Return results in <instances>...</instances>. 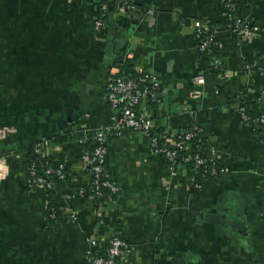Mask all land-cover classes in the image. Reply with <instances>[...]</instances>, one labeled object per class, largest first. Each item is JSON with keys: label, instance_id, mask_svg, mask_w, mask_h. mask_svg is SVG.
Returning <instances> with one entry per match:
<instances>
[{"label": "crops", "instance_id": "crops-1", "mask_svg": "<svg viewBox=\"0 0 264 264\" xmlns=\"http://www.w3.org/2000/svg\"><path fill=\"white\" fill-rule=\"evenodd\" d=\"M132 1L123 14L110 0H0V264H84L88 239L99 251L115 235L122 264H264V135L241 120L264 114V0H239L232 14L257 27L248 39L228 31L221 0ZM196 21L215 31L220 72L196 50ZM124 72L160 82L158 101L139 105L156 132L199 125L200 153L216 150L226 171L173 169L142 133L111 132L106 174L119 191L96 202L81 144L110 126L106 85ZM42 139L43 156L68 167L53 224L44 191L26 183L27 148ZM250 212L241 229L204 219Z\"/></svg>", "mask_w": 264, "mask_h": 264}, {"label": "built area", "instance_id": "built-area-1", "mask_svg": "<svg viewBox=\"0 0 264 264\" xmlns=\"http://www.w3.org/2000/svg\"><path fill=\"white\" fill-rule=\"evenodd\" d=\"M113 1L119 12L128 14L135 10L132 0H110ZM239 0H221L223 4V16L225 26L228 31L237 38L248 39L257 36L258 29L255 25L247 22L245 19L234 17L232 14L236 9ZM105 15L102 12L95 21L96 29L105 26ZM195 40L196 50L199 54L207 56L211 67L221 71L219 60L214 56L215 47L214 33L207 24L196 21ZM264 59V56H262ZM194 84L202 86L205 83L203 76H195ZM160 91V82L151 74H133L124 72L121 75L111 78L106 85L105 100L110 110V126L102 130H96L91 135L89 142L93 149L82 150L83 169L90 175L89 190L95 198L111 197L115 199L119 188L113 183L106 174V162L108 151L106 147L107 135L115 133L118 135L133 133H142L148 141L149 151L153 156H158L168 162L169 167L175 169L178 166H188L192 172L199 176V170L205 162H211L213 165L210 170V176L215 177L226 171L219 166L216 159V150H210V156L205 157L199 151V146L204 144V131L199 125L192 124L188 128L176 131L172 134L158 133L154 130L153 123L140 113L139 105L142 101H158ZM202 91L197 89L193 92L194 97L201 96ZM241 120L251 126L252 130L264 135V114L248 116L241 112ZM6 131L0 129V137ZM50 146L48 140L42 139L34 148V154L37 160L32 162L26 169L27 186L29 189H41L45 193V202L43 209L48 213L49 218H57L56 211L49 206L52 196L46 195V191L60 190L63 187L67 172L64 164L59 163L57 167L43 156V150ZM180 153L187 156L182 158L183 164L178 163ZM32 159L30 158L28 161ZM193 161L194 165L188 162ZM178 164H177V163ZM216 164V166H215ZM195 181V177L191 179ZM106 191V193L104 192ZM76 196H82L84 189L76 191ZM74 215V214H72ZM75 218V216H72ZM109 248L106 250V256L97 255L98 245L95 239L87 240V251L84 257V264H119L117 258L124 255L126 248L125 242L117 235L110 238L107 242Z\"/></svg>", "mask_w": 264, "mask_h": 264}, {"label": "trees", "instance_id": "trees-1", "mask_svg": "<svg viewBox=\"0 0 264 264\" xmlns=\"http://www.w3.org/2000/svg\"><path fill=\"white\" fill-rule=\"evenodd\" d=\"M238 4V3H237ZM37 144V143H36ZM36 144H34V145H32V146H29L28 148H27V152H28V155H31L32 156V159L30 160V161H27L26 163H25V168L27 169L28 167H29V165L32 163V162H34V161H36L37 160V156L34 154V151H33V148H34V146L36 145ZM81 147L83 148V149H88V150H92L93 149V146H92V144L90 143V142H88V141H86V142H83V144H81ZM187 155L186 154H184V153H180V155H179V160H178V163H180V164H183V162H182V158L183 157H186ZM108 157V156H107ZM165 161V160H164ZM59 163H61V164H64V167H65V170H66V172H68V167H67V165L63 162V161H59V162H56V163H53V166L54 167H57L58 165H59ZM166 163H168V162H166ZM177 163V162H176ZM177 163V164H178ZM190 165H194V163H193V161L191 160V161H189L188 162ZM106 165H107V162H106ZM213 165L211 164V162H205V164H204V166L199 170V173H202L204 176H206V177H208L209 179H215V178H217V176H215V177H212V176H210V170L213 168L212 167ZM215 166H216V164H215ZM217 168L218 169H220V167L217 165ZM67 178H68V175H66L65 176V179L67 180ZM105 193H106V191H104ZM59 194V191L58 190H54V191H46V195L47 196H49V195H58ZM95 200H96V202H99V201H101L102 199L101 198H95ZM49 206L52 208V209H54L55 211H56V214H57V218H55V219H51V218H49V216H48V213L43 209V213H44V216H45V218L47 219V221L50 223V224H53V223H55L56 221H58L60 218H61V215H60V212H59V210H58V206L55 204V202L53 201V200H50V202H49ZM109 248V245L108 244H106V245H104L103 247H102V249L101 250H99L98 252H97V255H101V256H106V250ZM122 257L123 256H121V257H119V258H117L116 260H117V262L119 263V264H122Z\"/></svg>", "mask_w": 264, "mask_h": 264}, {"label": "water", "instance_id": "water-1", "mask_svg": "<svg viewBox=\"0 0 264 264\" xmlns=\"http://www.w3.org/2000/svg\"><path fill=\"white\" fill-rule=\"evenodd\" d=\"M253 213H248L247 215L245 216H242L241 219H242V222H237L235 219H232V218H227L226 215L224 214H219V213H216V214H206L204 215V219L207 220L208 222L214 224V225H217V226H220L222 221H224V223L228 226H231L233 228H236V229H241L243 227V225H250V222L252 220V217H253Z\"/></svg>", "mask_w": 264, "mask_h": 264}]
</instances>
